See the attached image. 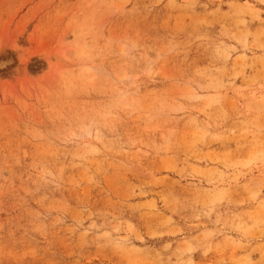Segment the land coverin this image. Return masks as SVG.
<instances>
[{
    "label": "rangeland",
    "instance_id": "1",
    "mask_svg": "<svg viewBox=\"0 0 264 264\" xmlns=\"http://www.w3.org/2000/svg\"><path fill=\"white\" fill-rule=\"evenodd\" d=\"M0 264H264V0H0Z\"/></svg>",
    "mask_w": 264,
    "mask_h": 264
}]
</instances>
